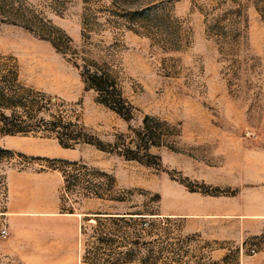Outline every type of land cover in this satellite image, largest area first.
Wrapping results in <instances>:
<instances>
[{
    "label": "rangeland",
    "instance_id": "obj_1",
    "mask_svg": "<svg viewBox=\"0 0 264 264\" xmlns=\"http://www.w3.org/2000/svg\"><path fill=\"white\" fill-rule=\"evenodd\" d=\"M0 86V264H264V0H0Z\"/></svg>",
    "mask_w": 264,
    "mask_h": 264
},
{
    "label": "trees",
    "instance_id": "obj_2",
    "mask_svg": "<svg viewBox=\"0 0 264 264\" xmlns=\"http://www.w3.org/2000/svg\"><path fill=\"white\" fill-rule=\"evenodd\" d=\"M91 86L95 89L100 97L104 98L101 100L103 104L110 107L113 111L119 114L125 120H129L131 118L130 112L125 114L123 111L124 103L123 101L116 96L114 86L110 85L109 79L98 76L92 75L90 76ZM16 107V101L13 97H10L8 93L0 86V136L5 135H14L17 133H22V130H19L17 126L10 124V117L5 114V111H11ZM86 143L92 144L91 142L87 141ZM10 154V152L0 146V163L2 162L3 156ZM72 214V213H71ZM130 215H142V214H130ZM153 219V218H151Z\"/></svg>",
    "mask_w": 264,
    "mask_h": 264
},
{
    "label": "crops",
    "instance_id": "obj_3",
    "mask_svg": "<svg viewBox=\"0 0 264 264\" xmlns=\"http://www.w3.org/2000/svg\"><path fill=\"white\" fill-rule=\"evenodd\" d=\"M0 215H1L2 217H4V216H11V215H24V214H23V213H22V214H19V212L2 211V212L0 213Z\"/></svg>",
    "mask_w": 264,
    "mask_h": 264
},
{
    "label": "built area",
    "instance_id": "obj_4",
    "mask_svg": "<svg viewBox=\"0 0 264 264\" xmlns=\"http://www.w3.org/2000/svg\"><path fill=\"white\" fill-rule=\"evenodd\" d=\"M1 236H2L3 238H7V231L3 230V231L1 232Z\"/></svg>",
    "mask_w": 264,
    "mask_h": 264
}]
</instances>
